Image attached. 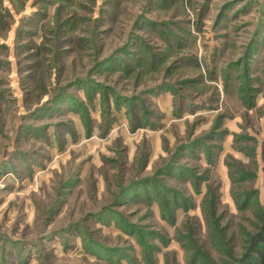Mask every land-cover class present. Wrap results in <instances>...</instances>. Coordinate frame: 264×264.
Listing matches in <instances>:
<instances>
[{"label": "rangeland", "instance_id": "rangeland-1", "mask_svg": "<svg viewBox=\"0 0 264 264\" xmlns=\"http://www.w3.org/2000/svg\"><path fill=\"white\" fill-rule=\"evenodd\" d=\"M260 236L264 0H0V264H264Z\"/></svg>", "mask_w": 264, "mask_h": 264}, {"label": "trees", "instance_id": "trees-1", "mask_svg": "<svg viewBox=\"0 0 264 264\" xmlns=\"http://www.w3.org/2000/svg\"><path fill=\"white\" fill-rule=\"evenodd\" d=\"M261 238V239H260ZM264 243V237L260 236L258 238V241L255 242V244L258 246V251H259V254H261V256H263V259H264V248L262 247L261 244Z\"/></svg>", "mask_w": 264, "mask_h": 264}]
</instances>
